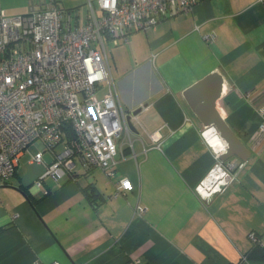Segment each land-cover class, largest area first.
<instances>
[{
    "label": "crops",
    "instance_id": "0c3cea01",
    "mask_svg": "<svg viewBox=\"0 0 264 264\" xmlns=\"http://www.w3.org/2000/svg\"><path fill=\"white\" fill-rule=\"evenodd\" d=\"M87 1L0 0V15L56 5L81 22ZM107 44L123 108L142 107L132 147L123 141L112 176L77 163L40 185H0V264H249V233L264 236V0H197L188 13ZM213 71L223 80L216 106L249 154L231 157L234 179L203 200L194 186L214 152L183 91ZM123 177L132 188L114 196Z\"/></svg>",
    "mask_w": 264,
    "mask_h": 264
},
{
    "label": "built area",
    "instance_id": "2783aa9c",
    "mask_svg": "<svg viewBox=\"0 0 264 264\" xmlns=\"http://www.w3.org/2000/svg\"><path fill=\"white\" fill-rule=\"evenodd\" d=\"M196 2L88 0L81 22L56 5L0 15V185L14 177L31 144L36 150L29 152V163L46 167L37 185L58 170L71 173L77 163L85 171L98 167L112 176L117 154L124 156L123 141L129 147L132 143L126 121L130 111L118 96L106 43L116 44L132 29L145 30L168 16L188 13ZM209 128L218 135L214 126L202 128L200 135L208 146ZM259 130L264 132V123ZM154 136L149 133L159 147ZM225 149H212L213 163L194 186L203 200L223 192L234 179L237 163L220 158ZM45 151L52 155L50 163L44 160ZM131 188V181L123 177L113 195ZM249 237L257 239L253 232Z\"/></svg>",
    "mask_w": 264,
    "mask_h": 264
},
{
    "label": "water",
    "instance_id": "95a60500",
    "mask_svg": "<svg viewBox=\"0 0 264 264\" xmlns=\"http://www.w3.org/2000/svg\"><path fill=\"white\" fill-rule=\"evenodd\" d=\"M222 77L218 71H213L193 84L186 87L183 96L196 118L204 126H214L218 135L226 142V149L220 158L227 159L237 157L245 160L249 154L246 145L227 123L216 106V100L222 90ZM139 106L126 114V121L130 129L136 130L132 117L141 111ZM46 167L40 163H28L26 171L21 178L22 186H30L45 171ZM209 200V199H207Z\"/></svg>",
    "mask_w": 264,
    "mask_h": 264
},
{
    "label": "trees",
    "instance_id": "16d2710c",
    "mask_svg": "<svg viewBox=\"0 0 264 264\" xmlns=\"http://www.w3.org/2000/svg\"><path fill=\"white\" fill-rule=\"evenodd\" d=\"M66 11L72 12L74 11V9L70 8L66 9ZM16 174L17 172L14 176H16ZM83 189L86 192L87 196L92 200L95 196L98 195L95 187L91 184L87 185ZM244 260H246L249 264H264V236H258L257 239L252 242L251 249L245 255Z\"/></svg>",
    "mask_w": 264,
    "mask_h": 264
},
{
    "label": "rangeland",
    "instance_id": "374dc122",
    "mask_svg": "<svg viewBox=\"0 0 264 264\" xmlns=\"http://www.w3.org/2000/svg\"><path fill=\"white\" fill-rule=\"evenodd\" d=\"M106 49H107V53L109 52V44L106 45ZM35 144H31L28 148V151L30 153H34L35 152ZM61 148V146H58L57 147V151ZM29 152H26L21 158H20V161H19V166H18V173L16 176H14L12 179L13 181L17 182L19 181L20 178H22L23 174L25 173V169H26V166H27V162H28V159L30 158V153ZM45 155L51 157V154L48 152V151H45ZM52 159V158H51Z\"/></svg>",
    "mask_w": 264,
    "mask_h": 264
},
{
    "label": "bare ground",
    "instance_id": "6f19581e",
    "mask_svg": "<svg viewBox=\"0 0 264 264\" xmlns=\"http://www.w3.org/2000/svg\"><path fill=\"white\" fill-rule=\"evenodd\" d=\"M213 130L214 129H211L207 133L205 132V135L210 143V147L216 152L223 151L226 148V142L222 137L215 134Z\"/></svg>",
    "mask_w": 264,
    "mask_h": 264
}]
</instances>
